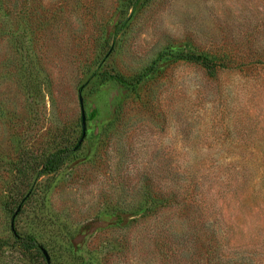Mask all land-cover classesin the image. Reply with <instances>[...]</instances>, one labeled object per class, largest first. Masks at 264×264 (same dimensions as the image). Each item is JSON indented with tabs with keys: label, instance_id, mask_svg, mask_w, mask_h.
I'll list each match as a JSON object with an SVG mask.
<instances>
[{
	"label": "rangeland",
	"instance_id": "obj_1",
	"mask_svg": "<svg viewBox=\"0 0 264 264\" xmlns=\"http://www.w3.org/2000/svg\"><path fill=\"white\" fill-rule=\"evenodd\" d=\"M0 264H264V0H0Z\"/></svg>",
	"mask_w": 264,
	"mask_h": 264
},
{
	"label": "trees",
	"instance_id": "obj_2",
	"mask_svg": "<svg viewBox=\"0 0 264 264\" xmlns=\"http://www.w3.org/2000/svg\"><path fill=\"white\" fill-rule=\"evenodd\" d=\"M190 60L193 61H197L202 63L204 66L209 67V61L203 57V56H190ZM66 153L65 151L58 153L57 155H62ZM57 155H54L53 157H57ZM15 237L17 239V241L20 243V245L22 246V248L26 251H39L41 249V246L38 244V242L36 240H34L31 237H21L18 236L17 234H15Z\"/></svg>",
	"mask_w": 264,
	"mask_h": 264
},
{
	"label": "water",
	"instance_id": "obj_3",
	"mask_svg": "<svg viewBox=\"0 0 264 264\" xmlns=\"http://www.w3.org/2000/svg\"><path fill=\"white\" fill-rule=\"evenodd\" d=\"M80 104H81V109H82L83 130L85 131V112H84L83 99H82V97H80ZM84 137H85V133L83 134V137L80 140L79 144H81L83 142Z\"/></svg>",
	"mask_w": 264,
	"mask_h": 264
}]
</instances>
